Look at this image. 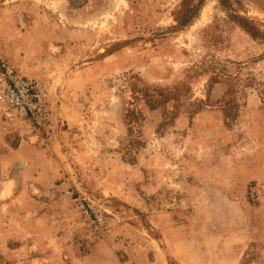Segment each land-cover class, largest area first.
Segmentation results:
<instances>
[{
    "label": "rangeland",
    "instance_id": "obj_1",
    "mask_svg": "<svg viewBox=\"0 0 264 264\" xmlns=\"http://www.w3.org/2000/svg\"><path fill=\"white\" fill-rule=\"evenodd\" d=\"M0 57V264H264V0H0Z\"/></svg>",
    "mask_w": 264,
    "mask_h": 264
},
{
    "label": "built area",
    "instance_id": "obj_2",
    "mask_svg": "<svg viewBox=\"0 0 264 264\" xmlns=\"http://www.w3.org/2000/svg\"><path fill=\"white\" fill-rule=\"evenodd\" d=\"M48 89L47 81L28 77L0 57V105L11 114L25 117L38 131L52 123Z\"/></svg>",
    "mask_w": 264,
    "mask_h": 264
},
{
    "label": "crops",
    "instance_id": "obj_3",
    "mask_svg": "<svg viewBox=\"0 0 264 264\" xmlns=\"http://www.w3.org/2000/svg\"><path fill=\"white\" fill-rule=\"evenodd\" d=\"M33 136L34 135H30V136H28L25 140L26 141H24V145H25V147H26V144L28 145V146H30L31 144H32V141H33ZM10 184H12V182L10 181ZM243 252V250H242V248L240 247L238 250H234L230 255H228L229 256V258L231 259V261H232V264H237V261H238V255H240V253H242ZM66 261L65 260H62V262L61 263H65ZM99 264V263H98ZM104 264H107V263H104Z\"/></svg>",
    "mask_w": 264,
    "mask_h": 264
}]
</instances>
